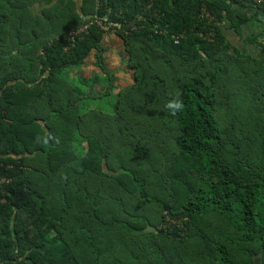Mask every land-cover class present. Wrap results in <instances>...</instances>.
<instances>
[{
  "label": "trees",
  "instance_id": "trees-1",
  "mask_svg": "<svg viewBox=\"0 0 264 264\" xmlns=\"http://www.w3.org/2000/svg\"><path fill=\"white\" fill-rule=\"evenodd\" d=\"M0 264H264V1L0 0Z\"/></svg>",
  "mask_w": 264,
  "mask_h": 264
},
{
  "label": "crops",
  "instance_id": "crops-1",
  "mask_svg": "<svg viewBox=\"0 0 264 264\" xmlns=\"http://www.w3.org/2000/svg\"><path fill=\"white\" fill-rule=\"evenodd\" d=\"M249 8H245V10H247ZM253 24H249V25H245L243 30H242V34H238V32H236L234 29H231L230 26V22L227 21L224 26L225 28V32L227 37L237 46H239L241 49H245L248 52H253L256 55H258V49L255 45L250 44L248 41H246V38L249 35H257V33L261 32V27L262 24L259 21L256 22H252ZM260 51V50H259Z\"/></svg>",
  "mask_w": 264,
  "mask_h": 264
},
{
  "label": "rangeland",
  "instance_id": "rangeland-1",
  "mask_svg": "<svg viewBox=\"0 0 264 264\" xmlns=\"http://www.w3.org/2000/svg\"><path fill=\"white\" fill-rule=\"evenodd\" d=\"M118 44H119V46H121L122 41L120 40V43H118ZM118 51H119L118 47L112 50L111 54H113V55L111 58V63H113V62L117 63L120 60V58L118 57V55H120ZM92 65L93 64L90 63L86 66H83L82 72L85 73V75H87V76L90 75V72L94 69V66H95V65H93V66ZM115 65H117V64H115ZM119 79H121L120 82L122 84H126V83L131 82V79L129 77H125L123 73H121V75L119 76ZM100 90H101V84L100 83H96L95 85H93V93H100Z\"/></svg>",
  "mask_w": 264,
  "mask_h": 264
},
{
  "label": "built area",
  "instance_id": "built-area-1",
  "mask_svg": "<svg viewBox=\"0 0 264 264\" xmlns=\"http://www.w3.org/2000/svg\"><path fill=\"white\" fill-rule=\"evenodd\" d=\"M254 1L257 2V3H262L264 0H254ZM86 28H87V26L83 27V28L80 29L79 31H81V30H85ZM79 31H76L75 33L79 32ZM213 34H214V31L212 30L211 32L205 34V37L210 38V37L213 36Z\"/></svg>",
  "mask_w": 264,
  "mask_h": 264
},
{
  "label": "water",
  "instance_id": "water-1",
  "mask_svg": "<svg viewBox=\"0 0 264 264\" xmlns=\"http://www.w3.org/2000/svg\"><path fill=\"white\" fill-rule=\"evenodd\" d=\"M146 231H157V228L154 225H149L145 228Z\"/></svg>",
  "mask_w": 264,
  "mask_h": 264
},
{
  "label": "clouds",
  "instance_id": "clouds-1",
  "mask_svg": "<svg viewBox=\"0 0 264 264\" xmlns=\"http://www.w3.org/2000/svg\"><path fill=\"white\" fill-rule=\"evenodd\" d=\"M85 26H87V28L85 29V30H87L89 25H85ZM173 107L179 108V107H182V105H180L179 102H177L176 104L173 105Z\"/></svg>",
  "mask_w": 264,
  "mask_h": 264
}]
</instances>
